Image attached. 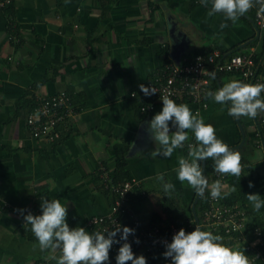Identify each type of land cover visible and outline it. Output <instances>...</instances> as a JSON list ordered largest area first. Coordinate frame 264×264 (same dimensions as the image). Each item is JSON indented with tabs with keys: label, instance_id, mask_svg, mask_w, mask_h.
Returning <instances> with one entry per match:
<instances>
[{
	"label": "crops",
	"instance_id": "1",
	"mask_svg": "<svg viewBox=\"0 0 264 264\" xmlns=\"http://www.w3.org/2000/svg\"><path fill=\"white\" fill-rule=\"evenodd\" d=\"M194 3L14 0L11 9L0 11V264H57L50 250L41 251L37 239L30 238L31 225L18 210L40 215L41 199L57 198L68 201L67 224L83 227L90 216L111 210L114 199L103 186V170L111 182L126 177L138 181L134 191L139 196L131 204L144 223L154 213L165 217L158 173L187 197L193 194L186 181L178 180L176 169L178 158L188 155L187 145L196 143L195 136L188 130L183 148L169 158L154 157L159 145L146 127L163 103L152 99L150 110L139 111L133 104L142 94L139 85H146L164 60L179 61L195 50L237 43L243 47L257 36L247 16L233 25L222 13L208 17L210 8ZM225 22L228 27L221 29ZM9 25L18 29L19 37L9 36ZM232 80H238L235 74L216 80V87L212 82V92ZM58 91L72 97L76 115L68 119L61 138L48 143L30 134L26 116L36 96ZM181 103L193 114L199 112L228 146L240 142V120L247 139L256 142L255 118L230 116L228 105L211 98L206 107ZM170 129L175 131L171 123ZM251 150L243 155L253 159L260 151ZM206 160L199 163L211 184L215 173L212 165L205 171ZM145 258L147 264H171L161 254Z\"/></svg>",
	"mask_w": 264,
	"mask_h": 264
},
{
	"label": "clouds",
	"instance_id": "2",
	"mask_svg": "<svg viewBox=\"0 0 264 264\" xmlns=\"http://www.w3.org/2000/svg\"><path fill=\"white\" fill-rule=\"evenodd\" d=\"M200 2L205 7L211 5L207 13L208 17L222 13L225 21L230 20L233 25L254 7V0H200ZM255 2L259 3L260 0ZM261 11H264V5ZM220 27L224 29L228 27V24L222 23ZM246 49L248 48L241 51ZM210 74L214 79L215 73ZM139 88L145 96H151L157 92L155 88L146 87L144 84L139 85ZM261 93H264V83L248 84L232 80L215 92L209 91L207 96L218 104L228 105L230 116L255 118L257 127L259 115L264 113V98ZM160 99L163 103L162 110L153 116L146 127L150 138L159 145L152 155L171 157L175 150L184 147L189 139L188 130H191L196 143L187 145V157L178 158L177 178L182 183L186 181L201 196L209 190L212 198H221L223 189L221 181L216 180L209 184L199 162L212 159L214 171L217 173L240 177L241 153L231 149L222 139H219L214 126L205 123L199 112L193 114L187 104H177L170 98V94H164L160 96ZM170 123L175 131H171ZM258 144L257 148L262 151L260 145L264 146V142L261 140ZM157 178L163 182L166 193L170 194L174 190L172 183L164 182L162 174L158 173ZM252 187L254 185L250 181L249 188ZM232 190L235 191L234 188ZM246 196L255 211L264 207L261 195L247 194ZM67 205L68 201L62 203L57 198H42L40 203L42 214L33 215L28 211L27 215H24L25 210H18L23 215L25 224L31 225V231L38 241L40 250H50L53 253L50 258L56 260L57 264H108L110 249L113 244H119L121 241L124 242L119 247L116 264H127L129 261L131 264H147L143 255L136 256L133 253L131 244L128 242L129 235L135 234L134 229L124 226L115 230L89 233L83 227L70 228L66 222ZM118 233L121 234L119 240L116 239ZM136 243H139L138 239ZM165 248L163 256L166 259L171 258V264H251L244 251L226 245L222 236L202 230L200 226H195L191 232L181 228L173 235L170 243H165ZM57 251L60 253L59 257L54 255Z\"/></svg>",
	"mask_w": 264,
	"mask_h": 264
},
{
	"label": "built area",
	"instance_id": "3",
	"mask_svg": "<svg viewBox=\"0 0 264 264\" xmlns=\"http://www.w3.org/2000/svg\"><path fill=\"white\" fill-rule=\"evenodd\" d=\"M9 2L10 0H0V9L4 8ZM262 5H264V0H260L259 3L254 0V7L251 8L253 9L251 21L257 35H260L264 30ZM255 51L256 47L252 46L223 58L219 49H213L210 53L197 54L193 61H187L186 58L174 62L169 60L159 71L153 74L145 86L155 88L157 92L151 95L155 100L162 102L160 96L170 94L171 99L187 97L191 99L192 103L206 107L208 101L205 98H207V93L212 91L211 83L213 79L210 74L212 72H232L239 81L248 84L264 83V76L258 71L254 60ZM151 108L152 104L142 106V110H150ZM75 115L76 111L73 109L72 97L64 91L49 96H36L31 110L27 113L26 126L34 138L53 143L60 138L59 124ZM259 121L261 125L264 124V113L259 116ZM260 147L261 152L264 153V146L260 145ZM212 166L214 170L213 160ZM214 173L215 181L220 180L223 185L222 192L228 191L227 176L230 174L222 175L216 171ZM107 174L103 170L101 177L103 178L105 190L113 195L114 200L111 210L105 215H93L86 220L83 228L89 233L115 230L118 227L123 228L122 215H124L123 218L129 219L131 222H136L137 219L136 214L133 213L127 203V196L131 190L139 187L138 181L132 177L111 182ZM219 200L221 198L214 199L209 195L208 208L202 212L201 225H204L211 232L217 231L220 227L219 230L231 237L238 233L236 241L242 244V249L245 251V255L249 257L251 264H264V219L261 224L255 225L254 220H250L246 211L237 204L229 207L219 203ZM250 224H254V226L246 233ZM69 227L74 228L70 225ZM181 228L186 232L192 231L188 225L175 226L170 224L165 229V235H162L160 228L153 225L145 227L143 230L140 229L135 235H129L128 242L133 247L136 246V240L138 239V246L145 248L147 251L155 247L156 252H162L163 254L166 251L165 243H170L173 235ZM120 235V233L117 234V240H119ZM123 242L113 244L109 252L108 264H116V256ZM166 260L171 262V258Z\"/></svg>",
	"mask_w": 264,
	"mask_h": 264
},
{
	"label": "trees",
	"instance_id": "4",
	"mask_svg": "<svg viewBox=\"0 0 264 264\" xmlns=\"http://www.w3.org/2000/svg\"><path fill=\"white\" fill-rule=\"evenodd\" d=\"M195 0H193L194 3ZM200 2V0H198ZM14 0H10V2L2 9H0V11L2 12H6V10L11 9L12 8V4H13ZM201 3V2H200ZM195 4V3H194ZM193 4V5H194ZM211 5H208V8H210ZM244 16V15H243ZM248 17L250 20H252V16H253V9H251V11L249 13H247L245 15V17ZM13 20H10V23H12ZM16 30V31H14ZM8 32H9V36H17L19 37V32L18 29H14L13 27H11L9 25L8 27ZM258 43H260V46H258ZM15 45H18V43L15 42ZM250 46H255L256 47V51H255V55H254V60L255 63L258 67V71L259 72H264V30L260 33L259 36H255L253 37V39H250L249 42H247L243 47L240 46V43H237L235 45H232L226 49H223L221 47H213L208 49L207 51L205 50H195L194 53L190 56H186L183 58H186L187 61H193V58L197 55V54H205V53H210L213 49H219L221 51V57L226 58L228 55L230 54H236L237 52L241 51V49L244 48H249ZM169 61V60H166ZM166 61L164 60L163 64L160 66L162 68V66L166 63ZM159 67V68H160ZM160 68V69H161ZM159 69V70H160ZM158 70V71H159ZM227 74H233L232 72H227V71H222L219 73H215V78L213 79V86L216 87V80H221L223 76L227 75ZM60 92V91H58ZM65 92V91H64ZM67 93V92H66ZM68 94V93H67ZM262 98H264V93H261ZM154 99L152 96H145L143 94H137L134 98V106L140 111L141 107L144 106L145 104L150 103V101ZM176 103L177 102H182V101H186V102H192L191 99H188L187 97H182V98H172ZM206 101L209 100V97L207 96V98H205ZM73 101V100H72ZM32 108V106H31ZM31 110V109H30ZM257 118V117H256ZM241 124H242V120H240ZM68 120L64 121L62 123L59 124V130L62 132V130L64 128H66L68 126ZM67 125V126H66ZM68 130V129H67ZM66 131V130H65ZM255 140L254 141V145H252L250 143V141L247 139L246 135V140L245 143L243 144L242 147L236 149L241 153L242 156V160H241V165H242V173L240 177H236L233 175H228L227 176V180H228V191L222 192L221 194V200H219V203H222L224 205H227L229 207H232V205L237 204L239 207H241L242 209H244L246 211V213L249 215V219L250 220H254V224H261L263 222L264 219V207H262L259 211H255L253 208V205L248 201L247 199V194H259L261 195V199L264 200V172L263 173H259L258 170L259 169H264V153H260L256 152V147H258V142H260V140H262L264 142V124H260V121L258 119L257 121V127L255 128ZM60 138H61V133H60ZM240 140H241V133H240ZM253 151V149L255 150V155H253V159L247 158L243 155L244 152H248V150ZM212 165V159H207L206 160V164H205V171L207 172V170L211 167ZM261 167V168H259ZM210 171V170H209ZM119 174L121 173H116L115 175H118L117 178H119ZM125 173H122V178L124 177ZM115 177V176H114ZM116 178V179H117ZM130 177H126L124 179H129ZM115 180V178H114ZM118 180H123V179H118ZM252 182L254 187L249 188V182ZM235 189V191H233L232 189ZM185 191L183 189H174L169 193H164V203H163V214H164V219L159 215V214H152L151 216V220L149 222L144 223L137 215V219L136 222H131L129 219L127 218H123L124 215H122V221H123V226H127L130 227L132 229L135 230V234L138 233V231L140 229H145V227L148 226H158L160 228V232L162 235H165V229L167 228V226L171 225H175V226H179V225H188L190 226V229L193 231L195 226L199 225L202 230L205 231H209L204 225H201L202 223V212L204 210H206L208 208V199H209V190H206L205 193L203 194V196H199L197 198V200L194 202V209H192V205H193V201L194 198L196 196V191H193V194L189 197H187L184 193ZM139 196V192L131 190L130 193L127 196V203L129 204L130 208L132 209L133 213H135V209H134V204L132 205V198L134 196ZM136 199L135 197L133 198V202H135ZM254 224H250V226H248L249 228H247L248 230L246 231V233L249 232V230L251 229L252 226H254ZM163 227H162V226ZM74 227V225H73ZM220 227L217 229V231L212 232L215 235H220L223 237L224 239V243L230 247H235L238 248L241 251H244L242 248V244L238 241H236V235L234 234L232 235L233 237H231L230 235L224 234L223 231L219 230ZM134 234V235H135ZM29 236V235H28ZM31 239H36L34 235L30 236ZM136 246L132 247V251L133 253L137 256V255H143L145 257H153V255H159L161 254V256H163L162 252H156V248L152 247L150 249V251L146 250L145 248H142L140 246H138L139 244L136 243ZM245 252V251H244ZM130 263L131 262H127Z\"/></svg>",
	"mask_w": 264,
	"mask_h": 264
},
{
	"label": "water",
	"instance_id": "5",
	"mask_svg": "<svg viewBox=\"0 0 264 264\" xmlns=\"http://www.w3.org/2000/svg\"><path fill=\"white\" fill-rule=\"evenodd\" d=\"M245 44L246 43H244L243 45H245ZM238 127H239V130H240V133H241V140H240V142L237 145L229 146L231 149H234V150L242 147L243 144L245 143V133H244L243 128H242L240 123H238ZM202 169H203V167H202ZM198 197H199V194L196 193V196L194 198V202L197 200ZM192 209H194V203L192 205Z\"/></svg>",
	"mask_w": 264,
	"mask_h": 264
},
{
	"label": "rangeland",
	"instance_id": "6",
	"mask_svg": "<svg viewBox=\"0 0 264 264\" xmlns=\"http://www.w3.org/2000/svg\"><path fill=\"white\" fill-rule=\"evenodd\" d=\"M251 151H252V150H251ZM253 151L255 152L254 149H253ZM253 151H252V152H253ZM259 168H261V167H259ZM258 172H259V173H263V172H264V169H259Z\"/></svg>",
	"mask_w": 264,
	"mask_h": 264
}]
</instances>
